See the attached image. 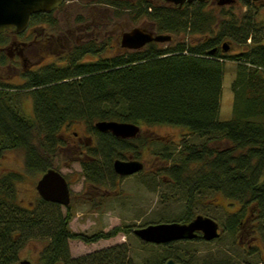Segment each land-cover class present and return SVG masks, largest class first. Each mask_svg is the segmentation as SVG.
Listing matches in <instances>:
<instances>
[{
    "label": "trees",
    "instance_id": "trees-1",
    "mask_svg": "<svg viewBox=\"0 0 264 264\" xmlns=\"http://www.w3.org/2000/svg\"><path fill=\"white\" fill-rule=\"evenodd\" d=\"M261 1L238 0L245 11L236 14L232 6L209 8V0L180 7L160 0H100L116 16L126 12L134 22L147 19L157 33L171 34V40L150 41L139 49L103 56L107 42L87 39L77 42V63L42 66L26 73L19 86L0 80V155L8 149L23 150L26 172L40 176L54 168L60 128L82 121L94 139V144L84 147L80 159L84 179L93 186H106L120 177L112 167L115 158L126 159L128 152L140 159L141 151L150 150L153 140L142 135L123 139L100 132L93 125L96 120L184 127L202 141H184L178 151L164 147L153 152L168 162L164 174L186 193L183 213L160 220L189 222L196 215L197 197L206 191L220 192L239 203V209L220 224L224 230L236 234L244 223L249 224L253 235L264 244ZM33 20L44 19L36 15ZM103 22L97 21L96 26ZM4 39L0 35V43ZM224 42L240 49L223 51ZM227 60L235 63L230 83L233 98L231 117L222 120L219 112ZM69 71L71 79H67ZM22 94L32 100L33 117L22 112ZM22 178L12 170L0 174V264L18 263L23 238L46 240L37 264H136L125 242L71 256L70 239L92 243L119 233L128 235L134 226L116 225L93 233L73 231L69 227L73 215L69 205L63 212L61 205L40 197L32 207L20 204L15 183ZM199 238L154 244L162 251L152 254L144 264H163L170 258L183 264H210L207 261L213 259L199 263L195 250L183 245ZM213 264L240 263L221 257Z\"/></svg>",
    "mask_w": 264,
    "mask_h": 264
},
{
    "label": "rangeland",
    "instance_id": "rangeland-1",
    "mask_svg": "<svg viewBox=\"0 0 264 264\" xmlns=\"http://www.w3.org/2000/svg\"><path fill=\"white\" fill-rule=\"evenodd\" d=\"M260 4H264V0ZM215 6H217L215 0H209L208 7L215 9ZM230 6L236 14L245 11L238 0L224 7L228 9ZM60 15H62L61 19ZM75 15H77V20L80 19L77 21V42L87 39L107 42L105 44L107 48L102 52L103 56L122 52L124 48L119 45L122 31L134 26L153 29L151 23L145 18L134 22L126 12L116 16L112 13V8L100 2H92V0H77V4L72 3L70 8L62 10L57 16L60 26H65V22L72 20ZM102 19L105 21L102 26H96L97 21ZM86 28H89L88 32L84 31ZM239 49L229 46L228 52L233 53ZM234 68L235 63L227 60L219 112V119L222 120L231 117L233 94L230 83L234 76ZM2 73L7 76L4 79L6 84L19 86L24 83V75L14 76L13 69L7 67ZM21 109L26 116L33 117L32 100L28 94H22ZM140 127V135L153 140L150 150L141 151L139 160L143 162V169L130 176L116 177L114 184L108 183L106 186H93L84 179L80 164L84 150L80 147L78 136H88L89 144H94V139L87 132L85 124L77 121L60 128L58 132L60 144L57 146V154L52 160V165L64 175L69 184L71 200L69 208L73 214L69 227L73 231L93 233L98 230L107 231L116 225H132L135 228L148 222L155 223L161 218L171 220L183 213L186 202L185 190L168 179L163 172L168 162L163 161L153 152L164 147H167L168 151H178L182 142L200 143L202 138L188 134L186 128L177 125L155 124L140 125ZM74 131L77 132V146L74 143L76 139ZM125 154L126 159L133 158L131 153L126 152ZM9 170L23 175V178L15 183L17 199L22 206L32 207L39 197L35 189L39 175L26 172L23 150L8 149L0 155V174ZM237 207H239L237 201L224 197L222 193L206 191L197 197L194 211L196 214L208 215L222 225L229 218V212L235 211ZM61 209L64 212L66 208L62 206ZM251 228L248 224L241 233L236 234L223 230L216 239L206 241L199 238L183 245L190 251L195 250L199 263L213 259L207 261L213 264L223 257L234 259L240 264H264V244L253 235ZM23 239L18 261L28 259L32 264H37V258L46 240ZM141 241L131 232L128 235L119 233L110 238L100 239L99 242L96 241L90 246L83 244L82 241L70 239L68 246L71 256L76 257L89 251L125 242L128 245L129 257L136 264H144L152 254L162 251L161 246L153 243L145 244Z\"/></svg>",
    "mask_w": 264,
    "mask_h": 264
},
{
    "label": "water",
    "instance_id": "water-1",
    "mask_svg": "<svg viewBox=\"0 0 264 264\" xmlns=\"http://www.w3.org/2000/svg\"><path fill=\"white\" fill-rule=\"evenodd\" d=\"M166 3L182 6L184 3L204 2L206 0H164ZM257 1V0H249ZM63 0H0V33L10 30L18 33L23 31L33 13L50 12L57 8ZM216 5H232L236 0H215ZM171 39L167 33H156L151 29L134 26L120 33L119 45L128 50L143 47L150 41L165 42ZM223 51L228 50L224 42ZM94 127L100 132H110L112 135L133 139L140 135V125L133 122L118 120H96ZM114 172L119 176H130L143 169V162L139 159L115 158L112 162ZM35 189L43 200L57 203L61 206L70 204L69 184L61 172L48 168L37 179ZM198 232L204 240L219 237L221 230L218 223L210 216L197 214L189 222L163 221L149 223L136 227L133 233L142 241L154 244L167 243L175 240H192ZM18 264H32L28 259H20ZM163 264H183L173 259H167Z\"/></svg>",
    "mask_w": 264,
    "mask_h": 264
},
{
    "label": "flooded vegetation",
    "instance_id": "flooded-vegetation-1",
    "mask_svg": "<svg viewBox=\"0 0 264 264\" xmlns=\"http://www.w3.org/2000/svg\"><path fill=\"white\" fill-rule=\"evenodd\" d=\"M127 1L133 2L135 0ZM92 2H100V0H92ZM72 3L77 4V0H63L57 8L50 12L33 13L27 27L21 32L14 33L6 30L0 33V35L5 36L4 42L0 43V80L5 81L4 79L7 78L2 73L7 67L14 70V76L18 74L22 76L50 64L65 67L70 66L73 61L77 63V15L72 20L65 22V26H60V20L57 17L62 10L65 11L70 8ZM36 15L42 16L44 20L35 22L33 17ZM88 29L86 28L84 31L88 32ZM34 67L37 69H33ZM69 73L70 71L66 74L69 75ZM69 76L67 79L73 78V76ZM74 136H76L74 143L77 146L76 131H74ZM78 140L82 150L85 146L92 145L89 144L88 136H78ZM238 209L239 207L235 211L229 212V215ZM217 223L219 229L223 231L224 228L219 222ZM245 226L244 223L239 233L244 230ZM197 237H201L200 232H198Z\"/></svg>",
    "mask_w": 264,
    "mask_h": 264
},
{
    "label": "crops",
    "instance_id": "crops-1",
    "mask_svg": "<svg viewBox=\"0 0 264 264\" xmlns=\"http://www.w3.org/2000/svg\"><path fill=\"white\" fill-rule=\"evenodd\" d=\"M100 241V240H99ZM99 241H97V242H99ZM83 243V242H82ZM95 242H92V243H83V244H86L87 246H90V245H93ZM81 245V244H80ZM83 246V245H82ZM86 246V247H87ZM92 251V250H91ZM90 252V251H89ZM87 253V252H86ZM84 254V253H83Z\"/></svg>",
    "mask_w": 264,
    "mask_h": 264
}]
</instances>
